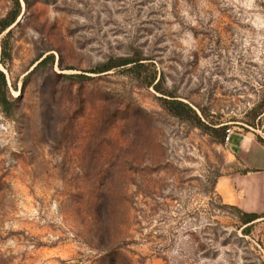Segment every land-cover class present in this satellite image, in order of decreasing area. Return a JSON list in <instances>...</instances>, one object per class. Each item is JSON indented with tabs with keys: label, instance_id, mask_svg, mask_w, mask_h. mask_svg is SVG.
Wrapping results in <instances>:
<instances>
[{
	"label": "rangeland",
	"instance_id": "1",
	"mask_svg": "<svg viewBox=\"0 0 264 264\" xmlns=\"http://www.w3.org/2000/svg\"><path fill=\"white\" fill-rule=\"evenodd\" d=\"M17 1L0 264H264V218L244 225L215 191L235 155L165 102L264 142V115L242 123L264 96V0Z\"/></svg>",
	"mask_w": 264,
	"mask_h": 264
},
{
	"label": "crops",
	"instance_id": "2",
	"mask_svg": "<svg viewBox=\"0 0 264 264\" xmlns=\"http://www.w3.org/2000/svg\"><path fill=\"white\" fill-rule=\"evenodd\" d=\"M227 146L241 170L217 179L215 191L221 201L246 213L264 215V147L251 134L229 136Z\"/></svg>",
	"mask_w": 264,
	"mask_h": 264
},
{
	"label": "trees",
	"instance_id": "3",
	"mask_svg": "<svg viewBox=\"0 0 264 264\" xmlns=\"http://www.w3.org/2000/svg\"><path fill=\"white\" fill-rule=\"evenodd\" d=\"M18 16H19V4H18V1L15 0V7L13 8V10L9 13V15L6 18L0 20V33L4 32L6 29L12 26L15 23ZM8 34L9 32L5 35V37L1 41V58L3 61L8 60L10 58L9 48H8V43H7ZM46 60L47 58H44L41 62H46ZM129 64H137V61L123 60L120 63H118V65L106 64V65H103V67L99 69L97 73H105V72L110 71L113 68L120 67V66H127ZM154 80L155 79H153L149 83V85L152 86L155 90H158L157 88L158 83L154 84ZM167 97L170 100H166L165 101L166 104H168L171 108L177 106L178 108H180L183 115L192 116L194 120H196L199 126H202L207 130H210L211 132L216 134L217 137H220V144H223V145L225 144L226 131L228 130V127H227L228 125H226L227 122L210 123L209 124L210 127H207L199 121V119L197 118L195 114V111L192 109V107L188 103L175 100V97L171 94H168ZM12 107H13V102L11 100V97L9 96V91H8V87L6 84L5 75L4 73L0 71V109L3 114L8 115L11 112ZM196 108L199 109L201 114H203V110L200 109V107H196ZM262 115H264V96H261V98H259V100L245 113L244 115L245 121L242 123L244 126L255 128L258 126ZM256 140L259 144H261L264 147L263 141L259 139H256ZM247 172L248 171L245 169L244 170L239 169L235 173L244 174ZM226 208L237 213L239 215V221L243 223L244 225L250 226L253 222L264 218V215L259 216L253 213H246V212L239 210L235 206L228 205ZM249 226H247L244 229L243 231L244 233L248 232L247 230Z\"/></svg>",
	"mask_w": 264,
	"mask_h": 264
},
{
	"label": "built area",
	"instance_id": "4",
	"mask_svg": "<svg viewBox=\"0 0 264 264\" xmlns=\"http://www.w3.org/2000/svg\"><path fill=\"white\" fill-rule=\"evenodd\" d=\"M230 134H231V131H230V130H227V131H226L225 142H228Z\"/></svg>",
	"mask_w": 264,
	"mask_h": 264
}]
</instances>
